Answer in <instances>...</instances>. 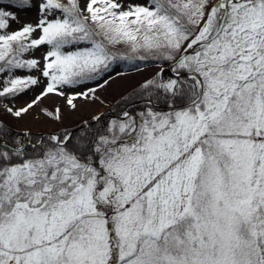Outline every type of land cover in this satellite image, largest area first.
Segmentation results:
<instances>
[{"label": "snow or ice", "instance_id": "obj_1", "mask_svg": "<svg viewBox=\"0 0 264 264\" xmlns=\"http://www.w3.org/2000/svg\"><path fill=\"white\" fill-rule=\"evenodd\" d=\"M120 62L155 70L105 111L0 115V264H264V0H0L3 114Z\"/></svg>", "mask_w": 264, "mask_h": 264}, {"label": "rangeland", "instance_id": "obj_2", "mask_svg": "<svg viewBox=\"0 0 264 264\" xmlns=\"http://www.w3.org/2000/svg\"><path fill=\"white\" fill-rule=\"evenodd\" d=\"M36 0H34V3ZM19 18L21 22L34 21L36 19L35 9L29 12H20ZM18 25H13L17 27ZM43 49L36 53L37 58L42 54ZM155 70V66H147L139 68V70L134 69L130 71H122L120 69H115L110 73L111 79L108 85L104 88H97L96 96L98 100L95 102H86L83 100H78V109L76 111L71 110L65 103V100L57 95L50 94L47 98L43 99L41 103L34 106L28 114H26L22 119H15L9 115L0 112L3 118L7 120L8 123L16 128L24 129L29 128L32 131H47L54 128H58L61 125L53 121L50 117L46 115L47 111H53L55 108H60L63 115V124L72 125L79 122L81 119L89 118L91 115L98 111H103L111 107L122 95L128 92L132 87H134L138 82L143 80L145 77L149 76ZM21 75L24 73H20ZM105 76L104 79H108ZM103 83V81H99ZM43 84L39 88H33L27 91L24 95L19 96L17 99L12 101H3V103H10L12 106L21 107L29 103L43 89ZM89 87H95V84L90 83ZM79 90V89H77Z\"/></svg>", "mask_w": 264, "mask_h": 264}, {"label": "trees", "instance_id": "obj_3", "mask_svg": "<svg viewBox=\"0 0 264 264\" xmlns=\"http://www.w3.org/2000/svg\"><path fill=\"white\" fill-rule=\"evenodd\" d=\"M142 67H145L144 65H139V68H142ZM115 69H120L122 71H130V70H134V69H137V67H134L132 66L131 64L127 63V62H120L118 64V66L115 67ZM126 94V93H125ZM120 99V98H119ZM118 99V100H119ZM117 100V101H118ZM116 104V102L111 106V107H114ZM33 132H39V131H33Z\"/></svg>", "mask_w": 264, "mask_h": 264}]
</instances>
